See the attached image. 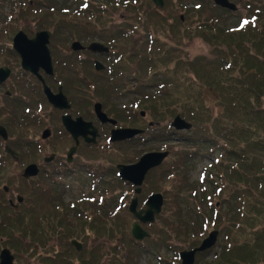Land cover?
Returning <instances> with one entry per match:
<instances>
[{"label":"trees","instance_id":"16d2710c","mask_svg":"<svg viewBox=\"0 0 264 264\" xmlns=\"http://www.w3.org/2000/svg\"><path fill=\"white\" fill-rule=\"evenodd\" d=\"M118 8L121 6L114 9ZM122 8L138 16L133 24L131 21L133 27H141L149 33L144 49L122 55L123 59L114 66L118 71L132 66L134 88L131 94L135 96L132 114L136 115L135 110L139 108L158 122L167 123L179 115L192 123L188 131L164 127L152 132L147 139L141 135L134 138L135 146L123 161H136L147 143L177 142L178 149L167 147L170 148L169 156L149 172L147 179L155 176L170 184L180 183L177 193L190 189L191 196L199 199L200 205L206 203L209 211L196 218V213L192 216L190 211L195 212L198 206L193 208L181 197L179 203H174L178 209L170 211L173 220L165 219V223L171 225L166 227L175 230L174 225L180 236H187L192 228L193 238L189 243L196 245L210 226L218 229L220 223H225L228 228L221 229L222 250L207 264H263L264 0L249 6L250 14L238 15V24L229 28L219 25L220 19L229 17L231 12L219 6L200 3L177 7L170 0H164L163 7L131 3ZM193 21L198 33L201 32L203 39L211 45L209 51H200L194 56L183 52L182 42L179 43V39H183L179 33L187 31ZM61 25L58 23L55 30H60ZM156 30L162 36L165 32L170 34L171 30L174 36H180L162 41L153 34ZM93 89V94L101 97L103 102L112 94H122L125 90L115 84ZM205 156L209 158L208 163L202 166L196 184L189 187L190 170ZM97 175L102 176L98 173L94 176ZM18 189L24 197L21 212L10 215L8 206L0 209V238L15 249L16 264H32L22 258L21 253L37 247L45 252L49 240L57 238L59 249H53L54 255L43 256V264H138L139 252L147 253L145 244L129 237L126 231L128 218L133 219L124 205L126 199L110 200L105 196L108 188L81 197L80 204H84V209L73 202V206L58 217L66 219L62 230L46 228L47 223L50 224L46 204L34 209L32 199L25 195L29 188L25 190L21 186ZM3 195L1 189L0 201ZM215 202H219L222 211L216 208ZM77 234L82 236L81 251H76L69 241L74 236L79 238ZM118 236L121 246L114 242ZM91 237L109 241L110 250L105 252L106 246L102 242L90 244ZM24 240L30 241L25 243ZM22 246L27 250L19 252ZM175 260L174 264H178L176 253Z\"/></svg>","mask_w":264,"mask_h":264},{"label":"flooded vegetation","instance_id":"af4514ba","mask_svg":"<svg viewBox=\"0 0 264 264\" xmlns=\"http://www.w3.org/2000/svg\"><path fill=\"white\" fill-rule=\"evenodd\" d=\"M172 1L170 0L171 3ZM228 1L238 7L243 2L246 6H252L261 0ZM120 2L122 6L131 5V3H134V5H144L143 3H145L143 0H80V6L74 10L80 16V37L81 34L83 37L85 34L88 40L91 37H94V39L87 42L79 41L81 47L78 48L72 47V41L68 48H64L59 45V39L68 37L65 36L67 33L50 30L49 27L52 26L51 20H47L44 24L38 22L40 18L37 17V13H52V10L49 8H53L50 5V3H53V0H0V127L5 130L7 135L4 138L0 134V166L4 163L5 153L9 157L7 161L16 166L15 176L17 179L19 178V182L22 180L25 182L32 181L33 187L41 186L47 188L45 190L47 198L46 206L49 209L46 207V211L50 224L47 223L46 228H64L66 219L63 217H61L62 219L58 218L61 215L59 211H64L63 208L65 207L61 196L69 194V191H74L73 189L76 187L77 192L80 193L79 185L71 188L72 185L63 180L73 175H76L80 179V169L84 170L89 177H94L97 174L93 171L94 169L90 168V164H83L77 160V157L80 156V151L84 148L102 152L107 150L111 152V150L117 149L128 151L124 154L128 156L135 146V143L132 141L134 138L141 135L144 139H147L151 134V132L147 133V131L160 125L158 121L148 120V129H145L143 128L144 125H134V121H129L132 123H123V118L131 119L133 111L131 110V105L129 108L121 106L123 110H116V107L112 104V101L118 97L115 94H112L109 100H105L106 102H103L102 98L95 94H89V96L84 97L85 91L92 90L93 87L116 85L120 77L122 81L127 80L128 76L126 75L128 73L126 74V72L129 71V68L124 71H118L114 66L117 65V61L123 59L122 55L130 54V51L128 52L125 47H117L116 45L112 47V45L113 43L116 44V40L121 41L122 39L125 40V43H129V37L127 36L130 32L126 28L132 27V24L128 22L135 19V16L133 14L123 15L125 22L123 25L125 27L120 28L122 30H117L121 26H116L114 22L111 23L112 19L114 21L112 10ZM151 2L155 5L153 0ZM175 3L180 6H195L201 3L209 7H216L214 0H176ZM21 23H23V26H19ZM83 29L90 33H84ZM42 31H49L47 39L41 41L43 48H40L37 52L33 47H23V49L25 48V55L23 54V57L21 52L14 46V38L20 34L24 37L23 43L25 42L24 44L28 45L29 40L34 39ZM92 43L102 45L108 48V50H92L89 48ZM112 48L115 49L112 50ZM37 54L42 56L40 63L37 61ZM49 58L51 62L50 69ZM102 59H104V62H102ZM125 84V82H122L120 86H125ZM46 89L53 94H58L61 91L66 99L67 106L64 103L63 107H56L50 103ZM92 91L94 93V89ZM84 100H86L85 104ZM96 103H100L101 110L106 114L109 121H101L96 116L94 111ZM121 112H123V115H120ZM139 114L144 120L147 119L145 112L144 115H141V112ZM65 118H68L65 121L67 125L64 123ZM80 118L90 124L88 127L89 132L94 131V128L96 129L98 135L94 142H87L86 138L80 136V121L76 122ZM67 126L75 129L74 135H72ZM30 128L40 130L43 144L40 141L35 143L22 141L25 133H28ZM125 128H137L142 130V133L120 141H112L110 139L113 129ZM87 138H91V135L88 134ZM52 139H57V142L54 144L51 142L49 144L46 143ZM43 145L51 148L65 145L66 149L62 154L51 151L41 155ZM6 147L16 151L18 157L14 158L12 154L6 152ZM70 150L74 151L71 153L70 160H68ZM37 156L38 159L35 160ZM136 161L129 163L115 162V173H113V176L115 179H118L115 182H119L122 188L108 189L110 196L118 192L117 197L125 198L126 202H124V205L126 204L127 207L131 199L136 196V186L123 179L119 175V169L117 168L119 165H129ZM29 164L36 165L38 174L34 177L24 178L22 173ZM40 173H45L46 175L45 179L42 180L43 182L45 181L43 184L45 186L40 185L41 181H38ZM144 183L145 180L141 186V192L137 195V210L145 208L148 196L156 193H148L144 201L140 199ZM1 188L5 195L11 196L1 199L0 209L8 206L7 211L11 210L14 214L20 213L23 200L20 201L18 198L19 195L21 196V193L18 191L17 193L11 187H5V185ZM105 189L107 188L105 187ZM39 192L44 193L43 190ZM75 200L76 202L74 203L80 204V197ZM32 203L35 209L38 203L36 202L35 204L33 201ZM74 203L71 202V206ZM156 220L157 215L155 222ZM155 222L140 225L145 229L146 226H152ZM40 224L43 223L40 222ZM1 240L2 238H0ZM3 248V246H0V252ZM8 248L11 250L10 247ZM11 253L14 256L13 264H16V256L12 250ZM156 258L158 260L161 259L160 256Z\"/></svg>","mask_w":264,"mask_h":264},{"label":"rangeland","instance_id":"374dc122","mask_svg":"<svg viewBox=\"0 0 264 264\" xmlns=\"http://www.w3.org/2000/svg\"><path fill=\"white\" fill-rule=\"evenodd\" d=\"M99 1V0H97ZM144 7L147 4H152L151 0H143ZM176 0H173L172 3L174 6L179 7L180 5H178L177 3H175ZM80 0H53V3H50V5L53 6V8H49L50 10H52V13H37V17L40 18L38 20V22H41L42 24H44L45 22H47V20H51L52 22V26L49 27L50 30H55L54 27H56V25L58 23H61V29L60 30H55V31H62L67 33L65 36V38L59 39V45L63 46L64 48H68L70 46V42H74L77 41H81V42H87L89 40L94 39V37H91L89 40L87 39V36L84 34V37L81 34L80 37V16L79 15H74V10L76 8H78L80 5ZM116 6H121V8L118 9H114ZM192 7V6H189ZM249 6H246V4L243 2L242 5L238 6L237 10H234L233 12H231V14L229 15V17L225 18V19H220V28H229V26H233L235 24H237L236 22L238 21V15L243 16V15H249L250 11H249ZM112 10V15L114 18L111 20V23L114 22L116 26H121L118 28H123L125 27L123 24H125L124 19H123V15H127V14H132L131 12H128V10L123 9L122 8V3L120 2V4L115 5ZM71 10H73L71 12ZM214 11L217 12V10L215 8H213ZM48 12V11H47ZM64 13L61 15V13ZM164 14V13H163ZM180 15V13H179ZM133 16H137V15H133ZM250 17V16H249ZM138 18V16H137ZM135 17V19H137ZM133 19V20H135ZM143 19V17H142ZM133 20H132V24H133ZM151 22H153L152 20H150ZM104 22V21H102ZM128 23H131L128 22ZM195 22L193 21L189 27H187V31L185 30H181V34L183 36V39H179L181 43L180 47H182V51L186 52L189 55H196L198 54L200 51L201 52H207L209 51V48L211 45H209V43H207L205 41V39H203V36H201V32L198 33V29L195 28ZM19 26H23V23H21ZM59 26V25H58ZM140 26V24H139ZM77 28V29H74ZM117 28V29H118ZM135 26L133 27H127L126 29H129V35L127 37H129V43H125L124 39H120L121 41L116 40V44L113 43L112 47H115V45L117 47H125L127 49V51H130V54L137 52V51H141L142 49H144L147 40L149 39V33L145 30H143L141 27H138L137 29L135 28ZM155 28V27H154ZM161 30L164 32V28H161ZM83 31H85V29H83ZM158 30L153 31V34H155V36H158L162 41L167 40L169 41V39H175L176 37L180 36L177 35L174 36V32L173 30L170 31V34H167L165 32V34L162 36V34H158L157 33ZM72 32V33H71ZM172 32V33H171ZM84 33H90L88 31H85ZM152 33V32H151ZM64 35V34H63ZM125 38V37H124ZM115 48H112V50H114ZM125 58V57H124ZM126 59V58H125ZM102 62H104V59H102ZM130 64V63H129ZM132 66H129V71L126 72V76L127 80L122 81L121 77L118 79V81L116 82V85L120 86V84H122V82H125V86H120V87H124L125 90L123 91L122 94L117 93L115 94L116 97L113 101L112 104L116 107L115 109L120 111L123 110L122 107L126 106V107H130V105L133 104V100L135 99V96L132 95V89L134 88V79H133V73L131 71ZM134 70V68H133ZM123 77V76H122ZM93 90V88H92ZM92 90H86L85 91V96L87 97L89 96V94H93ZM84 100V104H85ZM122 106V107H121ZM218 107L216 105H214V110H217ZM137 113L136 115L133 114V116H131V119L129 118H123L122 121L123 123L129 122V121H134V125H141L143 126V128L148 129L147 126V122L148 120H154L150 117V115L143 109H139L137 108L135 110ZM144 111L145 114H147V119H143L141 118L139 112ZM120 115H123V112L120 113ZM173 119V118H172ZM168 121L166 123V121H162L160 122L159 126H155L153 127V129H149L147 131V133L149 132H155L156 130H159L166 127H169V124L171 122V120ZM147 120V121H146ZM132 123V122H129ZM40 130L36 129V128H30L28 133H25V137L22 140L23 142H29V143H35L40 141L41 144H43L44 142L41 141V135H40ZM49 142H46L47 144L51 143H56L57 139H52L51 141L48 140ZM45 143V144H46ZM51 145V144H50ZM179 144H177V142H170V143H147L146 146H144V149L141 151V154L139 155V157L144 154L145 152H150V151H157V150H168L169 154H170V148L167 147H171L174 149H178ZM66 146L65 145H60L56 148H51L49 146L43 145L42 148V152L41 155L46 153V152H51V151H55V152H59L60 154H62L63 152H65ZM125 152L128 151H120V150H111L110 151H98V150H87L86 148H84L82 151H80V156L77 157V160L80 161V163L83 164H90L91 165V169H94L93 171L95 173L101 174L102 176L97 175L96 177H89L87 175V173H85L84 170L80 169V179L76 176H69L66 180L64 179L63 181H67L69 182L71 185V188L76 187L77 185L80 186V193L77 192V187L75 189H73L74 191H69V194H65L61 196V199L63 200L64 203V211L67 208H71V202H76L75 199H79V197H86L89 195H94V194H98L99 191L103 192L106 188L108 189H119L122 188L119 185V182H115L118 179H115L113 176V173H115V162H123V163H129L128 161H123L124 159H126V155ZM132 152V151H131ZM40 155V156H41ZM106 155H110L109 159L105 158ZM4 163L2 166H0V190L2 189L1 187L3 185L5 186H9L11 187L15 192H19V187H24V189L26 190V188L33 189V190H26L25 195L28 196L32 199L33 202L38 203L39 207L42 205H45L47 202V198H46V191L47 188L46 187H33V182H25V181H20L19 182V178L17 179V177L15 176V165L10 164L7 160L9 159V157H7V155H5L4 153ZM38 159V156L35 157V160ZM40 159V158H39ZM209 158L207 156H205L202 160H200L192 170H190L189 172V181H188V186L192 187V185L198 180L199 176H200V171L202 166L206 165L208 163ZM12 162V161H11ZM82 167V166H80ZM45 173L39 175L38 177V181L40 182V185L44 184V182L42 180L45 179ZM148 176V175H147ZM147 176L145 178V183L143 185V193L140 196V199H145V197L147 196L148 193L150 192H156V193H161L163 194L164 197V203H163V210L162 213L159 214L157 216V220L154 223V225L152 226H146L145 230L148 231L149 233H151L150 239L147 240V238H145L143 240V243L146 246L147 249V253L144 252H139V258H138V264H174L175 260V253L177 254L178 257V253L181 252L182 250H188L191 249L197 245L200 244V242L203 240V238H205L207 236V234L211 231V230H218L219 231V235H218V240L215 246H213L212 248H210L208 251V253L204 256H198L197 255V259L195 261V264L198 260L197 264H207L212 258H214L215 253H219L222 250V246L224 245V241L222 233H221V229H225L228 228L225 223L219 225L218 229L214 228L212 226L209 227L208 231L206 232V235L203 236L202 238H200V241L196 244V245H191L189 243V239H192V233L194 232V230L191 228L190 232L186 235H179L176 231L177 228H175L174 225H172V227L175 230H171L170 228L166 227V223H165V219H167V221H172L173 217L170 214L171 210H177L178 207L174 206V203H179L181 200V197L184 199V203L188 200V202L191 204V206L193 208H196V206H198V209L196 208V211H190L192 216H195L194 213H196V218H199L201 216V214H206L209 211L208 205L205 204H199L200 201L197 198H193L191 196V191L189 190H183V192L181 194L177 193V190L180 186V183L177 184H170L167 181H164V179H158L155 176L148 178ZM21 179V178H20ZM113 183V184H112ZM117 184V185H115ZM119 185V186H118ZM45 186V185H43ZM172 188H175V191H172ZM43 190L44 193H40L39 191ZM106 190V189H105ZM17 192V193H18ZM38 192V193H37ZM36 193V195H35ZM117 193H114L112 196H110L109 192L105 193V196H108L107 198H109L110 200L116 199L117 198ZM78 195H80L79 197H77ZM11 196V195H9ZM8 195H3L1 197V199L9 197ZM135 196V195H134ZM177 197V199H176ZM128 201V200H127ZM182 203V202H181ZM217 202H215L216 205ZM33 204V203H32ZM130 205V203H129ZM129 205L128 207H126V210L129 212ZM35 206V205H34ZM78 206L80 207V209H84V204H78ZM216 205V208H221L219 209L220 211H222V206ZM47 207V206H46ZM45 207V208H46ZM48 208V207H47ZM22 209V208H20ZM49 209V208H48ZM167 210V211H165ZM198 210V211H197ZM64 211H59L60 214L62 215L64 213ZM9 214H13V211H8ZM189 212V213H190ZM131 214V213H130ZM199 214V215H198ZM16 215V214H14ZM132 215V214H131ZM133 217V215H132ZM134 221V217L133 219H129L128 218V225L126 227V231L127 233L130 234L129 237H132L133 239H135L131 233V227ZM170 225V224H169ZM169 225H167L169 227ZM82 226V224H81ZM171 226V225H170ZM57 230H62V229H57ZM176 232V233H175ZM91 234V233H90ZM77 237H71L70 238V242L72 240H78L80 241V238L82 236H80L79 234H77ZM2 240L0 241V246L2 247H10L11 250L13 251L14 254H17L15 249L12 248L11 246L8 245V243L5 242L4 238L1 237ZM137 240V239H135ZM30 241V240H29ZM28 240H24L25 243H29ZM59 238L57 239H50L49 243L46 245L45 248V252L42 248L37 247L35 250H30L28 252H23L21 253L22 258L28 259L29 261H31L32 264H43L41 261V258H43V256L45 255H54V251L53 249L55 248L56 250L59 249ZM81 242V241H80ZM102 242L105 244L106 248H105V252H108L110 249V245L111 243L105 239H94L93 237H91L90 239V244L93 243H99ZM114 242L119 243V246L122 245V241H121V237L118 236V238H116V240H114ZM82 243V242H81ZM32 245H34V243H32ZM27 247H20L18 249L19 252L22 251H26ZM118 248V251H120ZM206 252V251H204ZM203 253V252H202ZM107 255V254H104ZM40 256V257H39ZM160 256L161 260L157 259L156 257ZM106 256H104L105 258ZM40 260V261H39ZM264 264V263H263Z\"/></svg>","mask_w":264,"mask_h":264},{"label":"water","instance_id":"95a60500","mask_svg":"<svg viewBox=\"0 0 264 264\" xmlns=\"http://www.w3.org/2000/svg\"><path fill=\"white\" fill-rule=\"evenodd\" d=\"M214 2L222 7L230 8V9H236V7L229 3L227 0H214ZM154 3L157 6L162 7L163 6V0H154ZM49 31H42L39 35H37L34 39L29 40V44L25 45L23 43L24 37L22 35H18L16 38H14V46L21 52L22 56L25 55V48L23 47H33V49H36L38 52L40 48H43L42 42L45 41L48 37ZM73 48L81 47L79 42H74L72 44ZM92 50H108L107 48L103 47L102 45H99L97 43H92L89 47ZM24 54V55H23ZM33 56V55H32ZM37 61L40 63L41 55H36ZM34 57V56H33ZM39 58V60H38ZM34 61V60H33ZM49 61V69L51 68V62L50 58ZM24 62V61H23ZM47 97L49 99V102L52 103L56 107H63L64 103L66 105V99L64 95H62L61 91L58 94H53L50 91L46 89ZM94 111L96 116L101 121H107L108 117L106 114L101 110L100 103H96L94 106ZM141 115H144V112L141 111ZM66 119H64V123L66 124ZM80 121V136H83L86 138L87 142H94L97 134L96 129L94 128V131L89 132L88 127L90 126L89 123L84 122L81 118L80 120H77L76 122ZM109 121V120H108ZM75 122V123H76ZM115 123L114 121H111ZM67 125V124H66ZM171 127L178 130V131H187L191 129L192 123L181 118L179 115H176L172 121H171ZM69 131L74 135L76 132L75 129L70 128L67 126ZM142 133V130L137 128H125V129H113L111 131L110 139L112 141H120L124 139L132 138L138 134ZM0 134L6 138V132L5 130L0 127ZM90 134L91 138H87V135ZM74 150H70L68 153V160H70L71 153ZM6 152L12 154L15 158H17L18 154L16 151L11 150L9 147H6ZM169 152L166 151H150L144 153L137 162L129 164V165H119V175L132 183L134 186H136L135 194L136 196L131 200V203L129 205V210L133 214V216L136 218V221L133 222L131 227V233L133 237L137 240H142L145 237L149 236V233L145 231L139 223H148V222H154L155 216L158 215L162 211L163 203H164V197L161 193H153L148 196L146 202H145V208L141 210H137L138 205V197L139 193L141 192V186L145 180V177L147 173L160 166L162 162L166 159ZM38 173V169L35 164L28 165L23 172V177L29 178L31 176H35ZM19 200H21V197H19ZM219 231L218 230H212L208 233V235L203 238V240L200 242V244L192 249L188 250H182L179 252V258L180 263L179 264H194L196 260V254L200 252H204L212 248L216 245L218 240ZM72 245L76 248V250L82 249V244L77 240L71 241ZM14 262V256L11 254V251L8 248H4L0 252V264H13Z\"/></svg>","mask_w":264,"mask_h":264}]
</instances>
